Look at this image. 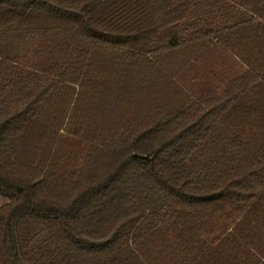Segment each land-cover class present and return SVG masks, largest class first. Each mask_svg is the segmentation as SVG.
Wrapping results in <instances>:
<instances>
[{
  "label": "trees",
  "instance_id": "1",
  "mask_svg": "<svg viewBox=\"0 0 264 264\" xmlns=\"http://www.w3.org/2000/svg\"><path fill=\"white\" fill-rule=\"evenodd\" d=\"M0 264H264V0H0Z\"/></svg>",
  "mask_w": 264,
  "mask_h": 264
},
{
  "label": "rangeland",
  "instance_id": "2",
  "mask_svg": "<svg viewBox=\"0 0 264 264\" xmlns=\"http://www.w3.org/2000/svg\"><path fill=\"white\" fill-rule=\"evenodd\" d=\"M1 201V200H0Z\"/></svg>",
  "mask_w": 264,
  "mask_h": 264
}]
</instances>
